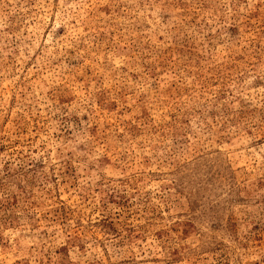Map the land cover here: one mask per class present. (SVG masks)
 Returning <instances> with one entry per match:
<instances>
[{"label": "rangeland", "instance_id": "obj_1", "mask_svg": "<svg viewBox=\"0 0 264 264\" xmlns=\"http://www.w3.org/2000/svg\"><path fill=\"white\" fill-rule=\"evenodd\" d=\"M0 264H264V0H0Z\"/></svg>", "mask_w": 264, "mask_h": 264}]
</instances>
